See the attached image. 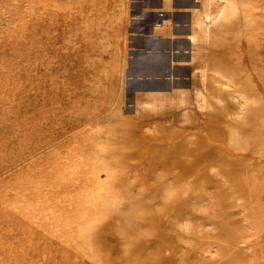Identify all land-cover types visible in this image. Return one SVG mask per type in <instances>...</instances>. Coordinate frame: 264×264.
Instances as JSON below:
<instances>
[{
    "label": "rangeland",
    "instance_id": "1",
    "mask_svg": "<svg viewBox=\"0 0 264 264\" xmlns=\"http://www.w3.org/2000/svg\"><path fill=\"white\" fill-rule=\"evenodd\" d=\"M161 260L264 264V0H0V264Z\"/></svg>",
    "mask_w": 264,
    "mask_h": 264
},
{
    "label": "bare ground",
    "instance_id": "2",
    "mask_svg": "<svg viewBox=\"0 0 264 264\" xmlns=\"http://www.w3.org/2000/svg\"><path fill=\"white\" fill-rule=\"evenodd\" d=\"M220 7H222V5H221ZM220 7H219V9H220ZM220 10H221L222 14H224V12H223V11H224V8H222V9H220ZM217 12H218V11H217ZM217 12L215 13V15H216V16H219L220 14L217 15ZM256 13H257V12H256ZM222 14H221V16H222ZM258 14H259V13H258ZM211 15H213V14H208V13H207L206 16H205V19H203V20H204V25L206 26V29H205L206 31H209V30H210V26H211V25H209V24H208V25L205 24V21H207V23H209V22L212 21V23H210V24H215L214 21H215L216 18H215V19H214V17L212 18ZM223 16H224V15H223ZM220 18H221V19H220ZM213 19H214V20H213ZM219 19L222 21V17H217L216 20L218 21ZM220 20H219L218 22H217V21H215V22L219 23V22H221ZM217 23H216V24H217ZM229 92H230V91H229ZM231 93H233V92H231ZM231 93H230V94H231ZM228 95H229V93H228ZM234 95H236V94L234 93L231 97H235V98L238 97V96L236 97V96H234ZM237 95H238V94H237ZM240 96H243V94H241ZM187 142H188V141H187ZM146 160H147V159H146ZM166 164H169L167 167L170 168V170L172 169V172H171V171H170V172H171L174 176H176L178 179H179L180 177H182V174H185V173H186V170L183 169V168H180L178 163L173 164V163L166 162ZM166 164H165V165H166ZM155 165H156V163H155ZM142 166H143V164H142ZM144 166H145V165H144ZM132 172H133V171H132ZM128 173H129V172H128ZM128 173H127V174H128ZM129 174H130V173H129ZM131 174H132V173H131ZM131 174H130V175H131ZM128 176H129V175H128ZM129 178H130V176H129ZM127 179H128V177H127ZM161 264H164V261H163V260H161Z\"/></svg>",
    "mask_w": 264,
    "mask_h": 264
},
{
    "label": "crops",
    "instance_id": "3",
    "mask_svg": "<svg viewBox=\"0 0 264 264\" xmlns=\"http://www.w3.org/2000/svg\"><path fill=\"white\" fill-rule=\"evenodd\" d=\"M155 28H156V23L154 25H152V32L154 31Z\"/></svg>",
    "mask_w": 264,
    "mask_h": 264
}]
</instances>
